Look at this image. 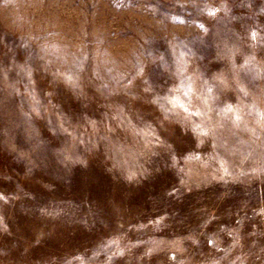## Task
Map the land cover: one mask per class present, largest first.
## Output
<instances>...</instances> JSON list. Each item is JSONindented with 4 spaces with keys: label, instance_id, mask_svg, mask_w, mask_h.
<instances>
[{
    "label": "rangeland",
    "instance_id": "374dc122",
    "mask_svg": "<svg viewBox=\"0 0 264 264\" xmlns=\"http://www.w3.org/2000/svg\"><path fill=\"white\" fill-rule=\"evenodd\" d=\"M0 264H264V0H0Z\"/></svg>",
    "mask_w": 264,
    "mask_h": 264
}]
</instances>
